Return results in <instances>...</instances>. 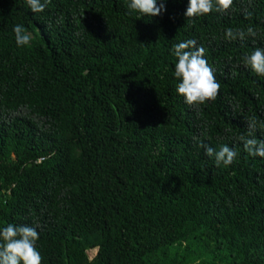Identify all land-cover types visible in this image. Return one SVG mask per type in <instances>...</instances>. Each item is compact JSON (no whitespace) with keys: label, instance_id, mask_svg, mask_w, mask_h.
Masks as SVG:
<instances>
[{"label":"trees","instance_id":"obj_1","mask_svg":"<svg viewBox=\"0 0 264 264\" xmlns=\"http://www.w3.org/2000/svg\"><path fill=\"white\" fill-rule=\"evenodd\" d=\"M127 3L0 0V228L38 222L41 264H264V157L239 140L250 119L264 140V77L242 63L264 47V0L191 20L188 0L140 19ZM188 39L221 83L196 107L171 53ZM194 138L237 158L217 167Z\"/></svg>","mask_w":264,"mask_h":264},{"label":"clouds","instance_id":"obj_2","mask_svg":"<svg viewBox=\"0 0 264 264\" xmlns=\"http://www.w3.org/2000/svg\"><path fill=\"white\" fill-rule=\"evenodd\" d=\"M32 13H42L51 0H25ZM233 5V0H188L184 12L187 19L207 15L213 11L227 13ZM127 8L138 13L136 19L162 15L166 10L165 0H128ZM16 45L24 47L31 44L33 36L21 24L13 26ZM225 39L228 41H244L248 37H256L253 27L245 29H225ZM175 57L174 77L178 83L176 93L183 97L184 103L190 107L215 101L219 95L221 83L217 80L215 69L205 58L206 49L198 46L197 41L188 39L176 43L171 48ZM242 63L250 67L257 76L264 77V47H256L250 54L243 57ZM258 131L255 119L247 121V134L239 136L244 150L251 157H264V140H258L255 133ZM197 147L202 148L206 156L212 158L217 167L231 165L237 158L238 152L228 144L220 145L215 149L199 138H194ZM39 223L29 224L8 223L0 228V264H41L42 256L36 247L39 239Z\"/></svg>","mask_w":264,"mask_h":264},{"label":"rangeland","instance_id":"obj_3","mask_svg":"<svg viewBox=\"0 0 264 264\" xmlns=\"http://www.w3.org/2000/svg\"><path fill=\"white\" fill-rule=\"evenodd\" d=\"M94 251H95V249L87 250V254H88V256H89V257L92 256V255L94 254Z\"/></svg>","mask_w":264,"mask_h":264}]
</instances>
